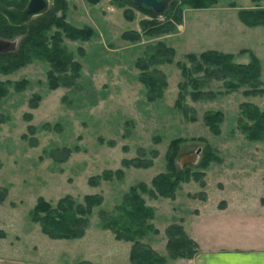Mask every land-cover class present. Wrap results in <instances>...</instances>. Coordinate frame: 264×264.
<instances>
[{
    "label": "rangeland",
    "instance_id": "obj_1",
    "mask_svg": "<svg viewBox=\"0 0 264 264\" xmlns=\"http://www.w3.org/2000/svg\"><path fill=\"white\" fill-rule=\"evenodd\" d=\"M63 5L66 22L93 30L87 39L62 37L80 62L72 85L48 86L50 66L39 57L0 71V80L24 81L20 89L8 85L0 97V262L131 264L130 241L102 227L100 214L111 212L130 185L144 182L150 187V178L166 170L165 152L172 138H178V168L194 165L206 144L211 157L199 167V179L180 181L172 198L140 191L153 208L151 222L158 229L143 240L165 253L163 229L180 221L197 251L218 245L245 247L253 240L262 244L264 134L249 138L238 124L241 102L264 108V22L247 25L237 11L264 9V0H216L205 7L182 3L174 28L154 35L143 33L141 22H162L164 13L151 17L112 0H63ZM60 13V8L54 10L55 16ZM122 32H138L139 38H123ZM157 41L170 46L173 54L169 61L152 63L166 83L160 97L148 100L135 62L146 60ZM205 49L230 52L240 63L254 54L260 64L259 91L246 93L247 85L228 90L220 79H210L197 86L203 95L191 98L192 85L183 80L177 62L189 67L186 54ZM206 110L221 113L216 131L203 120ZM136 159L144 164L135 166ZM66 194L76 201L85 195L101 196V201L92 206L82 235L49 237L30 220L29 210L38 197L53 204ZM167 264H186V258H168Z\"/></svg>",
    "mask_w": 264,
    "mask_h": 264
},
{
    "label": "trees",
    "instance_id": "obj_2",
    "mask_svg": "<svg viewBox=\"0 0 264 264\" xmlns=\"http://www.w3.org/2000/svg\"><path fill=\"white\" fill-rule=\"evenodd\" d=\"M6 5H11L6 0H0ZM96 1V0H90ZM117 3L128 0H112ZM120 1V2H119ZM216 0H170L167 10L164 12L165 20L162 22L145 20L141 22L143 33L151 35L166 32L174 28L175 23L181 19L180 4L187 3L196 7H205ZM256 1V0H254ZM134 6V5H132ZM135 7V6H134ZM60 8L61 13L54 15V10ZM63 0H54L53 5L45 12L33 16L28 21L13 25L7 22L0 14V36L12 38L19 34L17 44L13 50L0 52V71L9 72L20 65L28 62L32 57L45 59L49 63L46 72L48 86L57 84L68 85L73 83L74 78L79 76L80 62L73 59L70 52L62 44V37L71 39H87L93 30L88 25L74 26L64 20ZM137 8V7H135ZM139 9V8H138ZM145 12V11H143ZM146 14H149L146 12ZM151 17L153 14H149ZM238 18L247 25L264 22L263 8H243L237 11ZM56 28L50 30V26ZM123 38L131 40L138 39V32H122ZM173 49L162 42H155L151 53L146 60H137L141 71L138 74L139 80L146 88V98L154 100L161 96L162 89L166 83L164 73L152 63L169 61L172 58ZM191 61L187 67L182 62H177L183 80L188 81L192 86L189 91L191 98L196 99L203 95L204 91L197 89L201 83L210 79H220L228 90L237 88L239 85H247L249 88L244 92L259 91L256 84L259 82L260 64L257 57L250 53L246 63L236 62L232 59L233 54L215 49H205L197 54L189 52L186 54ZM151 66V67H150ZM192 73H200L198 76ZM180 82V88H185V81ZM24 81L0 80V97L7 92V86L12 85L15 89L23 87ZM212 95L211 92H207ZM39 96L36 95V98ZM179 107L181 103L176 101ZM184 108V107H183ZM241 116L238 126L245 132L246 136L258 139L264 134V108L250 102L240 103ZM249 121L242 122L241 119ZM204 122L213 131L217 130V124L221 120V113L218 110H206L203 113ZM178 138H172L168 149L165 152L166 170L156 173L150 178V187L144 182L130 185L122 199L114 204L111 212L100 214V224L109 228L114 237L130 241L128 258L131 264H167L168 258H189L196 251V243L193 238L184 230L180 221H171L163 229L165 235L166 252H158L146 243L143 238L149 237L158 229L152 224L153 208L144 202L140 191H147L148 196L173 197L175 189L180 181L187 180L190 176L199 179L203 174L199 167L207 164L211 152L209 146L204 147L203 156L191 166L178 168L175 158L178 154ZM135 166L144 164L138 161L133 162ZM202 183V181L200 182ZM101 196L85 195L82 201L74 200L70 195L59 197L53 204L42 197H38L29 210L31 221L39 225L41 232L52 238H72L82 235L89 223V214L94 205L100 204Z\"/></svg>",
    "mask_w": 264,
    "mask_h": 264
},
{
    "label": "water",
    "instance_id": "obj_3",
    "mask_svg": "<svg viewBox=\"0 0 264 264\" xmlns=\"http://www.w3.org/2000/svg\"><path fill=\"white\" fill-rule=\"evenodd\" d=\"M168 1L170 0H128L135 7L153 15L164 13L167 10ZM47 8L48 0H27L21 8L6 5L0 1V14L13 25L24 23ZM16 43L15 38L0 37V52L13 50Z\"/></svg>",
    "mask_w": 264,
    "mask_h": 264
},
{
    "label": "crops",
    "instance_id": "obj_4",
    "mask_svg": "<svg viewBox=\"0 0 264 264\" xmlns=\"http://www.w3.org/2000/svg\"><path fill=\"white\" fill-rule=\"evenodd\" d=\"M257 243L253 240L245 247L218 245L211 249H200L186 258V264H264V239L262 244Z\"/></svg>",
    "mask_w": 264,
    "mask_h": 264
},
{
    "label": "flooded vegetation",
    "instance_id": "obj_5",
    "mask_svg": "<svg viewBox=\"0 0 264 264\" xmlns=\"http://www.w3.org/2000/svg\"><path fill=\"white\" fill-rule=\"evenodd\" d=\"M22 1H23V3H22L21 6H19V5H18V6H17V5H12V6H14V7H16V8H21V7L24 6V4L26 3L27 0H22ZM49 1H50V0H48V8H49ZM48 8H47V9H48ZM45 11H46V10H45ZM45 11H44V12H45ZM42 13H43V12H42ZM39 14H41V13H39ZM39 14H37V15H39ZM35 16H36V15H35ZM32 17H33V16H32ZM32 17H31V18H32Z\"/></svg>",
    "mask_w": 264,
    "mask_h": 264
}]
</instances>
